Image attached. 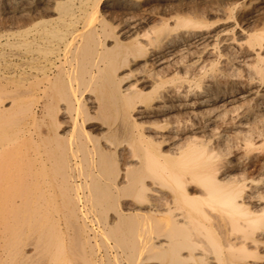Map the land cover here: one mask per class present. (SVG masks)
Returning a JSON list of instances; mask_svg holds the SVG:
<instances>
[{
	"label": "bare ground",
	"instance_id": "1",
	"mask_svg": "<svg viewBox=\"0 0 264 264\" xmlns=\"http://www.w3.org/2000/svg\"><path fill=\"white\" fill-rule=\"evenodd\" d=\"M0 264H264V0H0Z\"/></svg>",
	"mask_w": 264,
	"mask_h": 264
}]
</instances>
